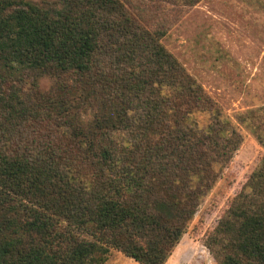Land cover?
Wrapping results in <instances>:
<instances>
[{"label": "trees", "instance_id": "1", "mask_svg": "<svg viewBox=\"0 0 264 264\" xmlns=\"http://www.w3.org/2000/svg\"><path fill=\"white\" fill-rule=\"evenodd\" d=\"M165 35L126 0H0V264L167 263L244 136ZM233 119L264 150V105ZM203 242L264 264V156Z\"/></svg>", "mask_w": 264, "mask_h": 264}, {"label": "rangeland", "instance_id": "2", "mask_svg": "<svg viewBox=\"0 0 264 264\" xmlns=\"http://www.w3.org/2000/svg\"><path fill=\"white\" fill-rule=\"evenodd\" d=\"M28 1L53 10L61 9L64 2ZM126 5L142 24L150 28L164 25L163 44L218 101L244 136L242 147L166 263L216 264L203 239L264 156L250 131L233 119L239 111L264 105V0H201L194 6L168 0H126ZM68 79L38 77L36 89L54 95ZM106 264L139 263L112 251Z\"/></svg>", "mask_w": 264, "mask_h": 264}]
</instances>
